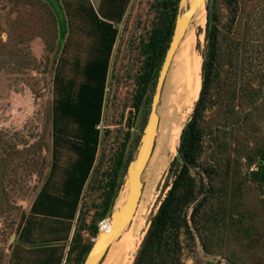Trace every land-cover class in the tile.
Instances as JSON below:
<instances>
[{
  "label": "rangeland",
  "instance_id": "obj_1",
  "mask_svg": "<svg viewBox=\"0 0 264 264\" xmlns=\"http://www.w3.org/2000/svg\"><path fill=\"white\" fill-rule=\"evenodd\" d=\"M237 1L232 6L228 0H215L216 23L221 31V69L223 75L230 73L244 82L243 86H249L252 94L232 102L235 109L225 102L208 108L203 120L206 149L200 162L204 167L220 156L239 159L234 164L244 181L241 209L245 224H238L237 216L226 214L225 221L216 226L213 252L204 250L199 237L195 246L185 242L184 264H264V190L250 179L249 171L257 167H249L246 158L264 146V0ZM124 4L123 19L114 22L119 34L106 88L102 140L79 206L80 219L72 222L69 238L62 242L56 239L63 238L67 223L41 218L34 226L32 239L58 243L65 253L63 262L68 257L75 227L81 229L83 243H94L98 234L94 236L92 231L105 229L111 211L125 199L128 188L119 191L127 166L137 154L151 109L157 78L144 82L147 47L153 31L162 26L166 10L160 0H125ZM89 5L103 15L107 0H0V264L13 263L11 256L18 235L49 178L53 163L54 76L63 54L70 62L88 58L91 38L75 12L79 6ZM204 22L203 6L192 21L202 63L207 49L206 23L201 26ZM227 31L231 38L225 35ZM67 72L71 75L72 71ZM236 121L242 123L238 126ZM211 131L213 137L218 135L227 142L224 151L214 152L209 147ZM180 137L174 158L146 202V222L132 252L131 264L183 162L178 154ZM74 157L69 149L62 150L60 169L51 178L53 184L62 182L64 169ZM241 226L249 227L250 233H244ZM17 246L23 264L43 257L34 245ZM76 259L77 252L70 254L67 264H76Z\"/></svg>",
  "mask_w": 264,
  "mask_h": 264
},
{
  "label": "trees",
  "instance_id": "obj_2",
  "mask_svg": "<svg viewBox=\"0 0 264 264\" xmlns=\"http://www.w3.org/2000/svg\"><path fill=\"white\" fill-rule=\"evenodd\" d=\"M179 1L160 0L166 12L162 26L153 31L148 43L144 82H149L152 77L158 78L173 35ZM228 1L232 6H236L238 2ZM124 3L125 0H107L103 15L92 5L79 6L75 12V16L84 23L83 27L91 38V43L85 61L77 59L70 62L63 54L54 76L52 168L48 180L33 203L31 214L25 219L17 242V245H34L43 256L36 258L31 264H67L69 255L74 252H77L76 264H84L93 245L92 242L83 243L82 231L77 225L70 242L68 257L63 262L65 253L58 243L49 244L42 242L43 240L36 242L32 238L38 219L68 224L64 229L63 238L58 236L56 239L59 242L68 240L72 222L77 219L78 223L80 219L79 206L85 186L95 168L102 140V133L97 126L103 119L111 58L119 34L114 22L123 19ZM217 20L215 0H210L207 49L202 63V88L193 113L180 137L181 152L197 168H203L209 181V188L207 190L204 173L193 171L184 162L179 165L170 189L151 220L134 264H184L185 242L195 246L199 237L204 250L207 253L213 252L216 226L225 221L226 214L237 216V223L245 224V214L241 209L244 181L240 179L234 164V161L239 159L230 157L225 159L220 156L215 162L204 167L200 162L206 149L207 132L203 120L208 108L213 107L215 103L225 102L235 109L232 102L251 97L252 94L249 86H243L244 82L240 83L237 77L235 79L230 73L225 72L224 75L222 73L219 37L221 31ZM225 33L228 38L232 37L229 31ZM69 69L72 71L71 75L67 72ZM241 123L236 121L235 125L239 126ZM218 130L225 135L228 134L225 129L218 127ZM213 132L211 131L209 147L214 152L224 151L228 146L227 142L224 139L220 140L218 135L213 137ZM65 148L72 151L75 157L64 169L62 182L53 184L51 178L60 169V155ZM246 156L248 166L255 164L257 167L249 171L250 179L264 190V146L256 151V155ZM175 163L176 158L173 166ZM115 187L113 184L114 189ZM201 197L202 200L197 203ZM241 230L246 234L250 233L249 227H242ZM98 232V229L92 231L94 236ZM17 245L13 248L12 264H23Z\"/></svg>",
  "mask_w": 264,
  "mask_h": 264
},
{
  "label": "bare ground",
  "instance_id": "obj_3",
  "mask_svg": "<svg viewBox=\"0 0 264 264\" xmlns=\"http://www.w3.org/2000/svg\"><path fill=\"white\" fill-rule=\"evenodd\" d=\"M188 2H191V0H187L184 3L183 9ZM203 6L205 22L201 26L207 22V6L202 4L194 13L167 72L157 108L161 119L159 118L151 156L144 169L145 176L142 174V180L144 176L146 185L145 187L143 185L144 189L142 190L137 209L120 235L111 242L99 264H131L133 259L132 252L137 245L138 237L146 222L144 214L146 202H148L147 200L153 193L159 177L169 165L177 149L179 136L182 133L185 122L200 95L202 88V58L196 48V31L192 21L197 17V12ZM125 200L126 197L115 209L121 208ZM110 228L111 224L108 223L104 230Z\"/></svg>",
  "mask_w": 264,
  "mask_h": 264
},
{
  "label": "water",
  "instance_id": "obj_4",
  "mask_svg": "<svg viewBox=\"0 0 264 264\" xmlns=\"http://www.w3.org/2000/svg\"><path fill=\"white\" fill-rule=\"evenodd\" d=\"M186 1L187 0L179 1L178 14L175 22L173 35L166 50V54L158 74L147 123L144 127L143 133L139 141L137 154L135 155V157H133V159L130 160L127 166L126 176L119 191L120 193L121 191L128 188L126 200L121 208H113V210L111 211L109 218L111 228L106 230L102 228L100 229V231L98 232V237L94 241L84 261V264H99V262L105 256L111 242L120 235L121 231L131 221L137 209L144 185L142 180V174L151 156L155 143V137L157 134V128L159 124V115L157 112V108L159 105L167 72L170 68L171 62L175 56L180 41L183 35L185 34L187 28L189 27L190 21L193 18L194 13L202 4H205L207 6L206 28L208 27V9L210 5V0H191L188 7L183 10V5ZM178 154L182 161L184 163H187L193 171H201L205 174L208 190L209 181L205 171L203 169L197 168L190 162V160L181 152L180 144L178 148ZM202 198L203 197H201L197 201V203L200 202Z\"/></svg>",
  "mask_w": 264,
  "mask_h": 264
},
{
  "label": "built area",
  "instance_id": "obj_5",
  "mask_svg": "<svg viewBox=\"0 0 264 264\" xmlns=\"http://www.w3.org/2000/svg\"><path fill=\"white\" fill-rule=\"evenodd\" d=\"M97 127L100 129L101 128V123Z\"/></svg>",
  "mask_w": 264,
  "mask_h": 264
}]
</instances>
